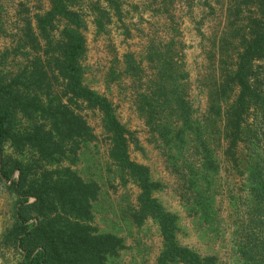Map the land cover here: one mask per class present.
Returning a JSON list of instances; mask_svg holds the SVG:
<instances>
[{
  "label": "rangeland",
  "instance_id": "1",
  "mask_svg": "<svg viewBox=\"0 0 264 264\" xmlns=\"http://www.w3.org/2000/svg\"><path fill=\"white\" fill-rule=\"evenodd\" d=\"M116 12L104 0H79L70 6L82 15L86 51L82 60L83 84L105 96L112 104L118 121L126 128L129 137V156L133 162L146 166L150 178L159 187L153 193L165 211L177 217L176 240L181 246L197 251L202 257L210 256L217 264H248L240 255L241 245L233 235V221L245 222L251 206L252 184L248 179L253 160H264V136L259 143L243 139L238 143V163H231L222 153L228 145L223 134L218 141H210V154L217 166L215 172L204 168L201 149L198 156L191 148L196 143L192 136H184L180 147L166 145L160 132L147 122L142 103L153 97L158 71L163 65L150 59L152 47L161 52L169 50L172 65L180 74L176 92L186 95L192 109V124H202L208 106V90L222 76L233 70L238 57L249 41L253 22L264 21V2L260 0H115ZM50 0H0V72L17 73L41 49L30 47L26 37V24L37 37L40 48L44 41L36 28L35 17L50 9ZM102 15L101 29L95 25L97 9ZM66 21L57 18L53 36H58ZM168 51V52H169ZM132 59L141 71L140 77L126 71L127 60ZM254 78L264 92V57L254 62ZM160 70V72H161ZM55 83L54 91L59 92ZM238 90L232 89L229 103ZM228 103V104H229ZM146 108V105H145ZM92 128L95 139L82 145L78 161L70 166L87 181L100 187L93 203V224L101 233H111L123 239L124 248L107 264H156L162 250L157 224L147 219L137 227L129 216L130 206H136L138 188L132 183L122 185L117 168L109 160L108 135L102 127V116L97 110L80 108L79 112ZM252 122V118L248 120ZM177 126L179 121L176 120ZM223 130L224 121L215 123ZM173 126V125H172ZM181 126V125H180ZM194 130V127H192ZM169 138H172L171 135ZM190 139V141H189ZM197 146V145H196ZM198 160L196 173L199 179L188 184L183 177L181 160L190 157ZM5 157L28 162L30 153L15 151L4 146ZM204 157V156H203ZM16 176V172L14 173ZM16 198L4 181L0 180V264H18L20 256L4 243L5 234L13 225ZM264 245V215L262 222L251 230ZM256 256L253 264H264Z\"/></svg>",
  "mask_w": 264,
  "mask_h": 264
},
{
  "label": "trees",
  "instance_id": "2",
  "mask_svg": "<svg viewBox=\"0 0 264 264\" xmlns=\"http://www.w3.org/2000/svg\"><path fill=\"white\" fill-rule=\"evenodd\" d=\"M104 1L119 11L115 0ZM78 2L50 0L48 12L35 17L43 49L31 33L30 24H26V37L31 39L28 45L33 50H43L42 55L34 57L15 74L0 72V180L16 198L14 222L5 234L4 243L19 254L18 264H107L110 257H117L124 248L122 238L101 233L93 224V203L99 195V185L83 179L71 168L78 161L82 145L95 139L92 128L79 113L82 107L101 113L102 127L109 140L107 155L117 168V177L122 185L132 183L139 190L136 206L129 207L132 222L140 227L151 219L159 228L162 250L156 264H217L213 257H202L178 244L177 217L165 211L153 197L159 185L151 180L148 168L130 159L128 131L118 121L114 107L105 96L83 84L84 21L80 13L70 8ZM96 9L95 25L101 29L105 11ZM59 17L66 24L54 37V22ZM248 36L235 68L223 74L221 85L214 82L210 86L206 114L197 127L192 124V109L185 93L175 90L181 76L172 65L171 52L152 47L150 54V59L163 68L151 83L155 93L149 102L142 103V113L148 124L160 132L166 145L180 147L186 132L192 136L197 146L191 151L198 156L201 149L204 156L201 163L212 172L217 166L208 150L210 141L220 140L223 134L228 145L222 153L237 164L238 143L248 138L259 143L260 135L264 136V92L256 85L253 63L264 57V21H254ZM126 62V71L140 77V66L132 59ZM55 83L60 85L59 92L54 91ZM234 87L238 92L229 103V93ZM176 120L181 126H177ZM222 120L224 127L219 130L215 123ZM7 144L15 151L30 153L28 162L5 157ZM190 155L181 160L188 184L199 179L198 160L191 152ZM254 159L248 175L252 184L248 219L233 221V235L242 246V259L248 264L258 261L257 255L264 260V245L260 246L263 238L258 242L259 237L251 231L264 215V160ZM62 161L70 162L71 167H61Z\"/></svg>",
  "mask_w": 264,
  "mask_h": 264
}]
</instances>
